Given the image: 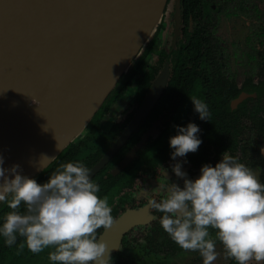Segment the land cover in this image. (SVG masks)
<instances>
[{
  "label": "water",
  "instance_id": "1",
  "mask_svg": "<svg viewBox=\"0 0 264 264\" xmlns=\"http://www.w3.org/2000/svg\"><path fill=\"white\" fill-rule=\"evenodd\" d=\"M159 1L160 6L150 0H0L4 168L18 164L24 175L22 165L32 154L46 155L49 160L25 175L33 178L80 136L152 40L168 7V0ZM174 19L175 37L181 21L179 0ZM168 75L166 64L130 125L90 170V179L152 108ZM250 97L255 94L241 93L231 109ZM129 225L127 215L122 216L100 237L110 256Z\"/></svg>",
  "mask_w": 264,
  "mask_h": 264
},
{
  "label": "clouds",
  "instance_id": "2",
  "mask_svg": "<svg viewBox=\"0 0 264 264\" xmlns=\"http://www.w3.org/2000/svg\"><path fill=\"white\" fill-rule=\"evenodd\" d=\"M190 100L199 118L208 120V104L195 96ZM175 127L169 138L174 161L195 153L202 143L195 123ZM184 163L171 167L182 187L166 179L168 170L162 168L163 182L153 189L160 199L143 189L147 208L160 213L156 219L163 231L182 250L198 252L202 264L217 258V242L236 264L264 261V182L228 151L215 166L204 164L194 180L181 170ZM3 164L0 156V204L9 209L0 217L6 246L22 238L19 249L26 246L33 254L51 249L49 264H112L110 249L97 232L111 228L115 219L88 167L80 161L61 163L41 184L21 175L20 165L6 169Z\"/></svg>",
  "mask_w": 264,
  "mask_h": 264
},
{
  "label": "flooded vegetation",
  "instance_id": "3",
  "mask_svg": "<svg viewBox=\"0 0 264 264\" xmlns=\"http://www.w3.org/2000/svg\"><path fill=\"white\" fill-rule=\"evenodd\" d=\"M170 1L171 0L168 1V4ZM185 1L187 0H179L181 21L177 35L174 37L176 0H173V10L171 13L173 31L170 43L159 50H156L157 48L155 47V52L152 54L156 55L157 60L154 63L149 64L147 59L146 66L143 68L142 73L133 78L131 90L126 92L124 96L118 99L115 103H107L110 109L114 104L127 98V104L123 108H120V110L114 112L107 127H101L95 124L89 129L90 132L93 131L94 137L90 139L86 152L83 150L84 154L82 153L83 155L81 154L82 156L77 158L82 162L87 157H90L93 160L95 156L98 157V154H100L96 161H94L95 159L93 160L94 163L89 168L90 170L100 161L103 155L112 147L117 139L123 134L124 130L130 125L134 116L142 106L152 84L167 64L169 71L168 80L158 100L140 119L129 137L116 150L113 156L91 177L94 182L96 181L95 183L100 185L99 194H102L101 197H108L109 204L112 208L111 214L115 221L126 215L130 221L129 227L120 238L117 250L112 253L111 258L114 257V259H122L125 254H128V251L134 249L140 248L141 251H144L145 247L155 243L156 239H165L166 236H168L156 219L160 213H156L154 210L147 208V200L143 191V189H145L150 192L158 186V183L163 182V169L168 170L167 176L165 177L166 179L170 182L177 183L182 187L183 180L177 178L171 171L172 165L177 161L183 159L187 160V163L182 164L181 170L186 172L190 179L194 180L198 178L200 168L204 164H212L215 166L220 160L221 154L228 151L214 147L211 143H208V140L204 138V136L198 134L202 143L195 153H188L186 157H178L175 161L171 158L172 149L169 146V138L176 134L175 126L185 127L189 122H192L198 125L200 131H203L205 128V121L203 122V120L199 118V114L194 111L190 100V97L193 96L200 99L206 97L205 92H199L198 89L185 92V94L180 92V98H187L185 102L180 103L182 105L181 108H175L174 105L176 102L173 101H164L163 103H160L162 96L167 89L172 71V62L168 57L163 56L165 59L161 58V53H167L168 56L173 52L178 38L181 36L184 19H187V32L189 34L198 30H200V32H208L207 24L200 25L197 20H199V18L204 21L206 18L209 19V12L211 13L214 9V6L205 0H198L200 6H197V8L194 7L195 9L186 7H183L182 9L181 5H184ZM157 43L155 46H157ZM147 71H152L153 75L149 76L146 74ZM194 79L196 81L199 80L195 77ZM221 79L224 82L223 85L226 87L235 86L237 88L235 84L229 83L227 79H224L223 77H221ZM256 84L258 83H255L254 85ZM241 88L242 87H239L237 89ZM241 93L249 95L254 94L241 91L237 97ZM175 95L176 94L173 96ZM237 97L230 100L229 106ZM105 114L106 113H97L96 117L99 115V121H101L100 118H103ZM95 129H97V131H95ZM233 155L235 156V154ZM124 161H126V164L124 167H120ZM153 196L157 200L160 199V195L156 194L155 190H153ZM104 231L105 229L103 228L98 230L97 236L99 239ZM42 258L40 260H43ZM43 264H47L46 261Z\"/></svg>",
  "mask_w": 264,
  "mask_h": 264
},
{
  "label": "trees",
  "instance_id": "4",
  "mask_svg": "<svg viewBox=\"0 0 264 264\" xmlns=\"http://www.w3.org/2000/svg\"><path fill=\"white\" fill-rule=\"evenodd\" d=\"M197 6H200L198 0H187L184 2V5H181L182 9L183 7L193 9L194 7L197 8ZM197 21L200 25H205L204 20L199 18ZM161 25L158 26L152 40L134 63L132 69L120 78L103 105L115 103L124 96L126 92L131 90L133 78L142 73L148 57L155 52L157 35ZM161 55V58L165 56L170 59L172 62V71L167 89L160 103L164 101H173L176 102L174 105L175 108H181L182 105L180 103L185 102L187 98H180V92L185 94V92L196 89H198L199 92H205L206 97H202V99L208 104L210 116L208 120H203V122L205 121V128L203 131H200L199 134L204 136V138L208 140V143L224 151L228 150L230 154L233 155L238 148L236 137L239 133H243L242 131L245 129L247 123H249L247 128L250 127L255 131V140H264V120L261 121L257 117L260 108L264 110V79L256 85L247 82L241 89H237L235 86L226 87L223 85L224 82L221 79L220 64L216 56V50L211 42L210 32H200V30H198L189 34L187 32V19H184L181 36L178 38L175 49L168 56L167 53L163 52ZM146 74L149 76L153 75L152 71H147ZM194 77L199 80L196 81ZM241 91L254 93L255 98H248L240 103L235 110H231L229 106L230 100L237 97ZM174 94L176 95L173 96ZM100 110L101 109H99V111ZM96 114L93 119L96 118ZM91 125L92 122L89 123L88 130L91 129ZM86 146L87 144L80 139L75 140L43 171L33 177V179L41 184L46 182L48 176L59 164L79 161L77 158L81 156ZM256 152L258 154V151ZM99 156L100 154H98V157L95 156L93 160L95 159L94 161H96ZM93 160L87 157L82 163L90 168L94 163ZM259 166H261L260 180L264 182V161H261ZM23 207L24 206L21 205V209H23ZM7 211H9L7 206L5 204H0V217ZM20 243H22V238H18L16 245L8 247L4 244L3 238H0V264H30V262L38 264V261L33 259L36 254L30 252L26 246L23 249H19ZM229 264H236V262L229 257Z\"/></svg>",
  "mask_w": 264,
  "mask_h": 264
},
{
  "label": "rangeland",
  "instance_id": "5",
  "mask_svg": "<svg viewBox=\"0 0 264 264\" xmlns=\"http://www.w3.org/2000/svg\"><path fill=\"white\" fill-rule=\"evenodd\" d=\"M205 1L214 6L213 11L209 12V19L206 18L204 23L208 26L211 42L216 50L221 76L229 83L235 84L237 88L243 87L251 81L254 84L259 83L264 75V0ZM172 10L173 0L168 4L160 23L162 25L157 35L156 50L168 45L172 39ZM156 60L155 54L148 57L149 64ZM126 104L127 98L114 104L110 109L107 104L103 105L98 113L106 114L100 118L101 121H99V115L91 120V126L97 124L107 127L114 112ZM257 117L261 121L264 120L262 108H260ZM248 125L249 123L245 125L243 133H239L236 137L238 148L234 154L260 179L261 166L259 165L261 161H264V140H255V131L250 127L247 128ZM93 137V131L90 132L87 126L76 140L80 139L88 146ZM87 146L84 147V152H86ZM50 250L45 249L33 259H36L38 264H43L45 261L49 264L47 257ZM144 251L139 248L128 251V254H125L122 259L113 257L112 264H202V258L198 252L182 250L169 236H166L165 239H156V242L146 246ZM216 253L217 258L211 264H229V257L219 242L216 244ZM41 258L43 260H40ZM30 264L35 263L30 262ZM248 264H264V261L250 260Z\"/></svg>",
  "mask_w": 264,
  "mask_h": 264
},
{
  "label": "bare ground",
  "instance_id": "6",
  "mask_svg": "<svg viewBox=\"0 0 264 264\" xmlns=\"http://www.w3.org/2000/svg\"><path fill=\"white\" fill-rule=\"evenodd\" d=\"M150 1L154 5H157V6H160L161 5V2L159 0H150ZM24 156H25V152L22 153L19 156L20 159H21V162H23ZM44 157H46V155H36V154H32L31 157L29 158V160H27L25 163H23V165H22V173H24V175H26V174L32 172L37 165H39L40 163L43 162ZM107 243L109 244V241L108 240H107Z\"/></svg>",
  "mask_w": 264,
  "mask_h": 264
}]
</instances>
